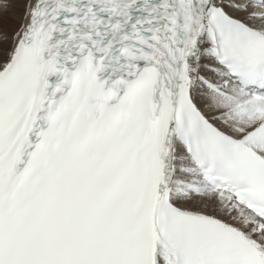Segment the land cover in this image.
Returning a JSON list of instances; mask_svg holds the SVG:
<instances>
[{
    "label": "snow or ice",
    "instance_id": "obj_1",
    "mask_svg": "<svg viewBox=\"0 0 264 264\" xmlns=\"http://www.w3.org/2000/svg\"><path fill=\"white\" fill-rule=\"evenodd\" d=\"M0 264H264V0H0Z\"/></svg>",
    "mask_w": 264,
    "mask_h": 264
}]
</instances>
